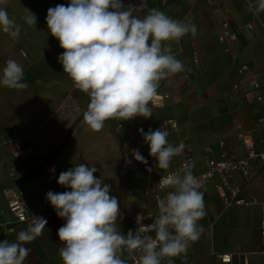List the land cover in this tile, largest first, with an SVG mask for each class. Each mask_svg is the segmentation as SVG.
I'll use <instances>...</instances> for the list:
<instances>
[{
  "label": "crops",
  "instance_id": "0c3cea01",
  "mask_svg": "<svg viewBox=\"0 0 264 264\" xmlns=\"http://www.w3.org/2000/svg\"><path fill=\"white\" fill-rule=\"evenodd\" d=\"M69 2L0 3L21 26L18 38L0 31V74L6 61L13 59L23 66V82L28 85L23 90L0 85V242H15L16 235L38 217L47 220L43 234L26 245L30 252L25 264H63L58 229L66 221L58 217L46 194L70 191L57 180L62 171L78 164L97 168L94 175L110 185V195L118 199L120 232H134L131 215L145 201L150 181L156 175L177 172L182 159L174 157L169 169H158V161L149 155V146L139 132L141 128L147 132L165 117H174L177 127L167 139L173 146L185 145L183 151L193 156V171L204 169L206 147H211L215 156L219 154L221 140L236 157L245 156L238 132H249L255 148L264 150V127L258 123L264 105L254 101L255 92L249 84L255 78L259 92L264 94V12L257 15L248 11L249 0H122L125 6L146 3L147 8L137 15L155 8L173 19L191 23L196 34L163 42V47H170L184 65V71L165 78L163 88L169 97L164 105L152 108V117L147 119L138 116L107 120L99 132L91 130L83 120L89 97L76 89L63 72L58 57L64 49L50 35L46 24L50 7ZM25 8L35 14V26L25 23ZM225 20L240 28L229 50L218 40ZM250 22L253 29L246 28ZM193 52L198 55L197 64L192 60ZM240 65L248 69L237 91L233 84ZM133 150H139L147 165L135 160ZM249 170L253 176L248 180L238 173L233 178L242 186L244 198L254 201L249 205H225L214 188V179L200 184L206 214L198 222L202 229L199 239L189 244L185 254L171 258L173 264H220L217 254L222 252L233 254L232 264H241L243 254L250 264H264L259 230L264 211V164L258 167L253 160ZM11 172L26 196L23 222L16 221L1 191L10 181ZM146 199L147 209L155 211L150 203L152 194H147ZM130 256L127 250L122 253L127 264ZM168 260L164 258L162 264H168Z\"/></svg>",
  "mask_w": 264,
  "mask_h": 264
},
{
  "label": "clouds",
  "instance_id": "9594fccd",
  "mask_svg": "<svg viewBox=\"0 0 264 264\" xmlns=\"http://www.w3.org/2000/svg\"><path fill=\"white\" fill-rule=\"evenodd\" d=\"M146 8L142 2L139 6H125L122 0H70L67 5L47 10L49 33L64 49L58 62L74 87L89 97L83 120L95 132L101 131L110 119L152 117L149 104L157 95L159 82L184 71L183 63L170 47H163V42L179 41L189 33L194 36L195 25L155 8L143 16L136 14ZM248 11L257 15L264 12V0H256L255 4L249 0ZM25 12V23L35 26V14L26 8ZM20 30L6 8L0 7V31L18 38ZM23 79V66L7 60L0 85L23 90L28 87ZM139 132L160 170L169 169L172 159L184 150L183 143H169V133L163 126L147 132L141 128ZM132 155L147 165L139 150H133ZM95 172L94 166L75 165L62 171L57 180L70 191L46 194L58 217L66 221L58 229L63 264H127L122 258L125 250L141 253L138 264H162L166 257L168 264H173L171 258L185 254L189 244L199 239L202 229L198 222L206 213L203 193L191 173L162 176L159 188L168 191L156 197L158 214L154 223L144 225L138 216L137 230L124 235L117 224L121 215L118 199L110 195L111 186L97 178ZM46 224L47 220L38 217L16 235L15 242H0V264H25L30 252L26 245L43 234Z\"/></svg>",
  "mask_w": 264,
  "mask_h": 264
},
{
  "label": "built area",
  "instance_id": "2783aa9c",
  "mask_svg": "<svg viewBox=\"0 0 264 264\" xmlns=\"http://www.w3.org/2000/svg\"><path fill=\"white\" fill-rule=\"evenodd\" d=\"M255 26L252 22L246 23V28L253 29ZM240 28L232 27L228 21H223L221 23L220 32L218 34V40L225 44L227 50L231 48L233 43L237 41V36ZM24 54V53H23ZM192 60L195 64L198 63V55L196 52L192 53ZM248 69L247 65H240L237 67V82L233 84L235 90H239L240 82L243 80L244 72ZM165 79H162L159 82V87L157 90V95L153 98V101L150 102L149 106L152 108L162 107L165 101L169 97V93L163 88V82ZM251 89L254 93V101L258 104L264 105V94L259 92L260 85L255 78L250 79L249 81ZM258 123L264 127V113L258 118ZM169 133L176 129L177 123L174 117L168 116L162 119L155 127L153 131L160 129L161 127ZM238 138L241 141V144L244 147L245 156L238 158L235 154L226 146L223 140L218 142L220 152L217 156L213 153L211 147H206V157H205V167L201 171H193L190 167L191 162L193 161V156L182 151L178 156L182 157L179 170L177 172H166L161 175H156L150 181V186L148 190L144 193L145 201L141 202L138 207L134 210L131 215V224L134 232L139 227L137 222V217L141 216L142 219L140 223L144 225H150L154 223V217L158 214V206L156 197L159 195L163 197L168 190L161 191L159 188V180L162 176L170 173H178L184 175L191 173L198 181L199 185L208 180L214 179V188L221 198L222 202L225 205H249L254 201L246 200L242 195V186L234 181V175L236 173L242 175L245 180H248L253 174L249 170V164L251 161H257L258 167L264 164V150H258L255 148L252 138L249 132H238ZM175 156V157H178ZM10 181L2 186L1 191L5 194L7 199V206L9 211L15 216L16 221L23 222L26 220V196L25 192L19 185L16 183L13 172L10 174ZM216 178V179H215ZM147 194H152L151 204L154 206V210L147 209ZM153 216V217H150ZM259 230L262 242V248L260 253L264 254V211H262V216L259 222ZM154 237V233H149ZM141 253L139 251L134 252L130 256V264H138L139 256ZM217 258L220 264H232L233 254L229 252H222L217 254ZM241 264H250L246 255L243 254Z\"/></svg>",
  "mask_w": 264,
  "mask_h": 264
}]
</instances>
